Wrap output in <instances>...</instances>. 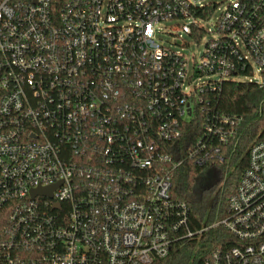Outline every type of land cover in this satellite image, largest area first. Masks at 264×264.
I'll use <instances>...</instances> for the list:
<instances>
[{"label":"built area","instance_id":"built-area-1","mask_svg":"<svg viewBox=\"0 0 264 264\" xmlns=\"http://www.w3.org/2000/svg\"><path fill=\"white\" fill-rule=\"evenodd\" d=\"M167 21L197 41L217 35L190 75L187 57L155 38ZM241 64L264 89V0H0L7 263L28 252L34 264H163L219 228L229 238L198 264H264V138L210 227L191 231L173 193L186 160L221 162L236 139L241 119L212 99ZM191 121L201 132L183 142Z\"/></svg>","mask_w":264,"mask_h":264},{"label":"trees","instance_id":"trees-1","mask_svg":"<svg viewBox=\"0 0 264 264\" xmlns=\"http://www.w3.org/2000/svg\"><path fill=\"white\" fill-rule=\"evenodd\" d=\"M238 78L225 81L221 90L212 99L213 109L235 119H241L237 125L239 133L230 145L223 149V161L215 160L207 165L199 166L193 161L186 160L173 179V193L183 199L189 208L188 225L191 231L197 232L210 227L227 211V201L237 189L240 179L248 167V153L250 147L264 138V89L249 80L239 78L251 77L250 65L238 66ZM183 142H193L201 132V122L191 121L186 127ZM182 143V148L186 147ZM189 144V143H188ZM211 165H222L228 175L214 195L211 191H204L200 196L196 194L195 182L198 176ZM227 169V170H226ZM213 191V190H212ZM10 210L7 206L0 209V243L4 240V230L7 227ZM229 238L228 234L219 228H211L203 232L199 238L177 244L163 264H198L204 255L216 249L220 242ZM28 252H19L24 263H30ZM6 252L0 247V264H9L4 258ZM14 255V254H13ZM22 264V263H20Z\"/></svg>","mask_w":264,"mask_h":264},{"label":"rangeland","instance_id":"rangeland-1","mask_svg":"<svg viewBox=\"0 0 264 264\" xmlns=\"http://www.w3.org/2000/svg\"><path fill=\"white\" fill-rule=\"evenodd\" d=\"M214 1L218 2L219 0ZM220 13L221 10H217L213 14L211 20L206 25L207 29L213 28L214 24L217 22L220 16ZM180 26L181 22L179 21H167L159 23L155 27V38L161 45L168 47L175 52L182 53L187 57L188 74L190 75L192 73L194 62L201 61V56L205 50L207 42L216 39L217 35L215 33H210L204 36L202 40L197 41L186 34L176 32V29ZM251 63L253 64L255 76L257 77L256 72L258 66L253 63V61ZM239 80L245 81L246 79L244 77H241L239 78ZM225 168L226 167L222 165H211L206 168L196 179V194L200 196L204 191H211L210 194L214 195L215 192L223 186V182L228 175L227 171H225Z\"/></svg>","mask_w":264,"mask_h":264},{"label":"water","instance_id":"water-1","mask_svg":"<svg viewBox=\"0 0 264 264\" xmlns=\"http://www.w3.org/2000/svg\"><path fill=\"white\" fill-rule=\"evenodd\" d=\"M37 193L45 194V195H48V196L51 197V195H52V188L47 189V190L39 189V190H37V191H34V192H33V195H34V194H37ZM57 208H58V207H57Z\"/></svg>","mask_w":264,"mask_h":264}]
</instances>
